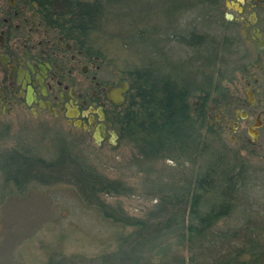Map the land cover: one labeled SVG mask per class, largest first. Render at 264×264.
<instances>
[{"label": "trees", "instance_id": "1", "mask_svg": "<svg viewBox=\"0 0 264 264\" xmlns=\"http://www.w3.org/2000/svg\"><path fill=\"white\" fill-rule=\"evenodd\" d=\"M55 1L48 0L42 7L46 12L68 9L71 17L61 18L68 20L65 26L88 37L102 32L105 10L116 3ZM212 1L178 0L177 8L171 10L179 19L187 15L199 20L186 29L173 16V30L166 27L172 40L192 50L191 56L174 59L161 54L166 57L161 63L154 57L122 71L130 82L127 103L111 123L117 139L134 148L137 165L167 159L175 169L197 166L193 176H181L179 171L168 173L169 178L158 174L152 186L156 200L143 216L130 215L120 204L105 200L129 189L92 167L71 141L61 142V138L55 155L45 159L26 148L0 151V194L10 183L18 193L35 182L71 183L88 207L121 228H131L118 232L112 250L87 256L53 248L46 264H264V209L254 207L257 201L248 197L245 165L235 162L238 152H231L205 116V103L227 73V67L221 72L215 62L214 35L218 37L220 26ZM138 30L133 34L138 36L145 29ZM193 98L198 99L196 117Z\"/></svg>", "mask_w": 264, "mask_h": 264}, {"label": "rangeland", "instance_id": "2", "mask_svg": "<svg viewBox=\"0 0 264 264\" xmlns=\"http://www.w3.org/2000/svg\"><path fill=\"white\" fill-rule=\"evenodd\" d=\"M177 6L178 0H116L105 10L107 20L105 18L103 21L102 32L89 34L92 48L99 52L102 62L112 71H126L154 57L161 63L165 57L161 54L174 59L187 58L192 50L183 45L181 47L171 39L169 33L175 26V19L179 27L186 29L199 23V20L193 15L179 19V15H173L171 11ZM173 16L175 19L172 20ZM171 20L174 25H171ZM137 28L145 29L140 36L133 34L134 29L136 33L140 32ZM201 30L214 34L209 27ZM96 36L102 39L97 40ZM214 36L218 42L215 62L222 72L232 54L227 46L222 45V38ZM197 101V98L191 100L194 117L197 114ZM214 111L210 113L213 115ZM223 133L220 137L231 152H235L237 144L228 140L231 133L227 130ZM60 140L74 143L76 152L92 167L108 178L121 180L127 186V194L108 195L105 200L120 204L124 211L133 216H143L155 202L152 186L158 174L169 178L168 173L179 171L181 176H193L197 169L196 165L175 169L174 163L167 159L137 165L135 150L125 141L117 138L114 141L110 139V144L106 139L96 141L89 133L75 130L61 119L35 118L20 109L0 116V151L26 148L44 159L52 158ZM237 155L235 162H243L246 168L248 197L257 201L258 205L254 207L262 210L264 162L259 163L256 158L249 161L243 153ZM246 161H249V165ZM130 229L121 228L105 219L96 208L88 207L71 183L41 185L35 182L20 193L10 183L2 188L0 194V264H46L49 250L60 247L66 254L83 253L90 256L114 249L118 232L125 233ZM180 252L187 258V252L183 249Z\"/></svg>", "mask_w": 264, "mask_h": 264}, {"label": "flooded vegetation", "instance_id": "3", "mask_svg": "<svg viewBox=\"0 0 264 264\" xmlns=\"http://www.w3.org/2000/svg\"><path fill=\"white\" fill-rule=\"evenodd\" d=\"M47 2L0 0V116L20 109L35 118L61 119L110 144V131L116 134L111 119L127 103L130 82L122 71L102 62L87 34L65 26L68 20L61 18L71 17L68 9L46 12L42 4ZM212 2L218 37L223 46L227 42L232 58L225 78L205 103L207 123L221 135L231 133L229 142L247 160L262 163L264 0ZM123 82L128 87L118 93ZM119 95V104L110 101Z\"/></svg>", "mask_w": 264, "mask_h": 264}, {"label": "water", "instance_id": "4", "mask_svg": "<svg viewBox=\"0 0 264 264\" xmlns=\"http://www.w3.org/2000/svg\"><path fill=\"white\" fill-rule=\"evenodd\" d=\"M128 87V84L126 82L122 83V87L118 89V93L119 91H126V88ZM122 100V97L119 95L118 99L115 100L113 97L110 96V101L113 102L114 104H119ZM110 134L112 135L111 137V141H114L115 138H117V135L114 134L112 131H110ZM96 141L100 140L99 136H95Z\"/></svg>", "mask_w": 264, "mask_h": 264}]
</instances>
